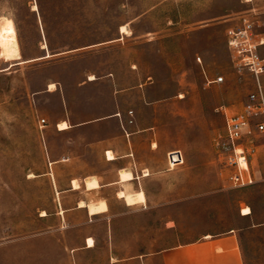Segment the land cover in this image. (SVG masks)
Segmentation results:
<instances>
[{"label":"rangeland","instance_id":"rangeland-1","mask_svg":"<svg viewBox=\"0 0 264 264\" xmlns=\"http://www.w3.org/2000/svg\"><path fill=\"white\" fill-rule=\"evenodd\" d=\"M245 16L264 33V0H0V264H110L108 220L75 205L106 197L86 188L90 175L110 169L94 144L124 132L118 121L87 124L117 111L133 112L154 175L143 184L151 210L115 203L117 250L130 257L229 228L239 230L246 264H264V134L248 187L226 180L216 148L225 113L239 111L254 88L227 47V29ZM62 120L85 125L60 134ZM46 132L51 159L74 151L53 171ZM173 150L185 162L167 171ZM84 177L86 189L77 180L80 190L70 191Z\"/></svg>","mask_w":264,"mask_h":264},{"label":"crops","instance_id":"crops-1","mask_svg":"<svg viewBox=\"0 0 264 264\" xmlns=\"http://www.w3.org/2000/svg\"><path fill=\"white\" fill-rule=\"evenodd\" d=\"M95 81L96 80L90 82L93 83ZM55 92H49V93H55ZM59 105L61 111L65 107L68 110L66 99H64L63 101L61 100ZM129 119H131L129 116L123 115L122 112L117 111L109 115L108 117L97 119L87 124V125L93 124L94 126H96V125H101L103 123H115L118 121L120 122L123 129L122 131L124 132L122 133L121 131H117L113 134L111 133L105 139H100L98 142L94 144V148L96 152L100 156H102L105 165L110 169L104 174L90 175L96 177L100 184V187L98 188L99 190L94 189V190H90V192L102 191L106 196L104 200H100V201H105L107 203L108 206L107 211L91 217H98L102 215L105 216V218L108 220L107 247H108V251L110 252L109 263L125 264L127 262H131L133 264H153L154 262H156L160 264H246L243 247L239 238V233H238L239 230L229 229V228L225 229L224 233H207L196 241L175 245L166 249H162L160 251L157 249V244L155 243L154 250L133 252L131 253L130 257H127L128 255L122 254L121 251L119 252V250H117L114 244L115 241L114 236L118 230V226L116 224V218L118 215L115 210V205H116L115 203H119L120 200H123L118 197V192L121 191L122 189H126L127 187L134 191L144 190L146 195V203L136 204L135 206L134 205L129 206L123 200L124 204L126 205L125 207L127 209L139 208L138 210L142 211L148 208L151 210L154 207L153 204H149V202H151V199H153L152 197L153 193L150 190H148V188L143 187V184L147 180L153 179L154 175L151 174L150 172L149 164L147 162H144L140 157V152L143 147L150 149L148 143L149 140L147 141V145L145 143H141L138 132L134 130L130 124H128ZM63 121L65 122L67 120H62L61 123ZM67 122L71 125V128L63 131L59 130L58 128L59 130V131L57 130L58 133L60 134L68 133L75 128H79L85 125L84 123L71 124L69 121ZM59 123L57 124L59 125ZM46 137H47L46 152L49 157L48 164L52 171L54 165H57L61 162H68L73 160L74 151L72 149L70 150L68 157H64L62 159H55L53 157V159H51L50 154L52 156L55 154V151L52 149L53 143L51 141V133L46 132ZM156 148H154L153 146V148L151 149L154 150ZM108 151L114 154L115 156L114 160L108 159L107 156ZM169 152H167V154ZM165 164L167 171L174 170L168 168L169 166L167 162V155H166ZM128 168H130V170L133 171L135 179L129 182L127 185H125L122 184L120 181L121 180L120 171ZM147 172L149 173L148 175H146ZM90 176H86V177H90ZM86 177L82 179H72L70 191L72 192L78 191V190H74L72 187L73 180H78L81 182L80 189H82V187L85 188L83 180ZM111 193L113 195H111ZM80 201H85L86 203H90L92 201H88L87 198L83 200H76L75 208L80 210L86 209L87 213L89 214L87 208L79 207ZM243 216H247V215H243ZM171 223H173V226L169 225ZM175 227H177L175 221L166 222V228L173 229ZM93 247H88V241H87L86 250H90Z\"/></svg>","mask_w":264,"mask_h":264},{"label":"built area","instance_id":"built-area-1","mask_svg":"<svg viewBox=\"0 0 264 264\" xmlns=\"http://www.w3.org/2000/svg\"><path fill=\"white\" fill-rule=\"evenodd\" d=\"M226 38L234 67L246 70L254 79V88L242 108L232 114L225 113L224 134L216 142L226 180L235 188H243L256 182L251 158L256 137L264 134V33L258 32L254 22L245 16L241 18L240 24L227 29ZM223 81L224 77L214 80L215 83ZM129 116L131 119L128 124H134L132 111ZM46 124V119L39 122L41 129ZM167 162L171 170L182 166L185 162L183 152L170 151L167 154Z\"/></svg>","mask_w":264,"mask_h":264},{"label":"bare ground","instance_id":"bare-ground-1","mask_svg":"<svg viewBox=\"0 0 264 264\" xmlns=\"http://www.w3.org/2000/svg\"><path fill=\"white\" fill-rule=\"evenodd\" d=\"M92 77V76H91ZM93 79V78H92ZM51 89L55 88V85L52 84L50 86ZM59 130H66L69 129L70 126L66 122H62L58 125ZM108 159L109 160H114L115 156L112 152L108 151ZM121 179H122V184L127 185L129 182L134 180V174L133 171L130 170V168L122 170L121 171ZM72 185L74 189H79L80 188V183L77 180L72 181ZM100 187V184L97 180L96 177H90L86 179V188L88 191L98 189ZM99 190V189H98ZM93 195V194H92ZM119 198L124 199V201L127 203L129 206H135L136 204H144L146 203V195L144 190H139V191H134L130 190L128 187L126 189H123L122 191L119 192ZM92 199V198H91ZM92 201V200H91ZM81 207L88 208L90 215H97L101 214L107 211L108 206L105 201H98V202H90L86 203L85 201L80 202ZM79 203V204H80ZM250 211H247L245 214H249ZM89 245H92V240L89 239Z\"/></svg>","mask_w":264,"mask_h":264}]
</instances>
